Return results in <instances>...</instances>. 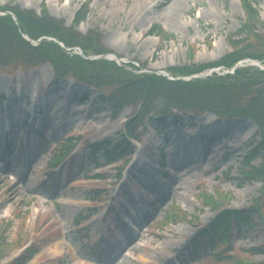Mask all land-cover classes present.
<instances>
[{"label": "rangeland", "instance_id": "374dc122", "mask_svg": "<svg viewBox=\"0 0 264 264\" xmlns=\"http://www.w3.org/2000/svg\"><path fill=\"white\" fill-rule=\"evenodd\" d=\"M257 1L264 22V0ZM87 2L89 15L79 30L100 33L123 63L154 72L221 60L232 50L231 37L241 40L237 34L246 21L242 0H0V6L37 13L46 8L72 26ZM178 2L182 6L176 8ZM155 26L167 40L151 35ZM24 71L0 70L3 130L8 113L16 111L0 144V232L7 243L0 264H11L26 247L33 249L28 264H214L210 250L197 255L189 246L218 216L205 197L236 211L260 207L250 225L232 229L234 250L226 255L264 263V186L247 181L241 171L261 142L258 126L219 122L207 114H180L178 125L170 118L158 129L146 121L136 129L137 155L123 179L117 183L121 163L94 179L95 163H105L101 154L92 157L91 146L118 140L134 109L112 120L98 92L72 79L56 80L50 64ZM20 90L28 92L22 99ZM71 138L76 149L52 164ZM192 158L180 183L177 170ZM259 164L260 159L254 166ZM177 184L189 187L188 199L181 198ZM182 212L185 220L170 223L171 214ZM90 216L91 222H81Z\"/></svg>", "mask_w": 264, "mask_h": 264}, {"label": "trees", "instance_id": "16d2710c", "mask_svg": "<svg viewBox=\"0 0 264 264\" xmlns=\"http://www.w3.org/2000/svg\"><path fill=\"white\" fill-rule=\"evenodd\" d=\"M257 0H242L246 21L237 36L231 37L232 53L221 60L210 64H193L185 67L171 68L174 77L198 75L210 68L224 67L232 70L243 60H256L264 65V22L261 21ZM89 2L78 11L72 26L54 17L44 8L40 13L19 6H0L1 12H12L17 21L9 15H0V70L12 72L24 71L50 64L59 80L73 79L99 93L100 100L110 106L112 119L119 118L127 107L135 110V116L126 124V134L115 142L106 139L91 146V155H103L104 163L111 164L123 160L133 152L132 139H139L136 129L149 120L153 126L164 127L170 118L193 114L202 117L213 113L219 120L252 121L259 128L260 144L247 156L242 176L244 179L262 181L264 185V71L258 67L237 68L234 73L219 76L214 74L208 78L186 81H171L153 73H137L139 68L128 64L123 67L108 60H88L111 51L102 43V36L96 31L83 34L79 26L89 15ZM151 35L168 36L157 26ZM165 35V36H164ZM26 37V38H25ZM29 38L30 41L27 40ZM64 44L61 47L57 42ZM38 45L32 42L40 41ZM80 47L84 57L73 53ZM71 49V51L67 50ZM145 68L142 66L141 70ZM87 99H83L86 101ZM64 150L56 156L55 162L62 160L76 147L73 139L66 143ZM63 148V147H62ZM63 150V151H62ZM262 163L258 167L254 163L258 159ZM96 166H101L97 162ZM207 198V197H205ZM205 200L212 210L220 211L212 228L202 232L199 245L210 250L214 264H257L244 258H225V248H229L233 226L250 225L252 215L260 211L259 206L252 205L248 211L225 209L217 200L209 197ZM174 217V218H173ZM170 223H178L187 218L186 213H173ZM7 243L4 232H0V249ZM254 251H257L255 249ZM262 252V250H259ZM257 252V253H261ZM32 250L25 251L11 264H27ZM264 264V263H263Z\"/></svg>", "mask_w": 264, "mask_h": 264}, {"label": "bare ground", "instance_id": "6f19581e", "mask_svg": "<svg viewBox=\"0 0 264 264\" xmlns=\"http://www.w3.org/2000/svg\"><path fill=\"white\" fill-rule=\"evenodd\" d=\"M141 5V4H140ZM142 5H143V2H142ZM141 5V6H142ZM182 6V2H178V3H176V5H175V7L176 8H179V7H181ZM23 89V88H22ZM25 93H27L28 94V92H25ZM25 93H24V91L23 90H20L19 91V97L22 99L23 97H24V95H25ZM33 99V101L35 100L34 98H32ZM37 100H39V99H37ZM36 106H37V104H36ZM36 106H35V108H36ZM2 110V109H1ZM33 110V109H32ZM20 111H21V109H20ZM34 111H35V109H34ZM15 115L16 116V111L15 112H13V111H10L9 113H8V118H7V120H8V124L6 123V124H4L5 125V129L3 130L2 129V125H3V122H4V119H2V117H0V144H1V142L2 141H4L3 139L5 138V133H2V131H9L10 130V123H12L13 121H15L14 120V118H13V115ZM47 126H49V125H47ZM4 134V135H3ZM11 141H15L14 139L13 140H11ZM16 142V141H15ZM190 155H191V153H190ZM193 158H192V160H185V164L184 165H182V167H179V169H181V171H179V169L177 170V180L181 183V182H183V181H186L187 180V177H188V173L184 170V169H182L183 167H185V166H190L191 165V163H193ZM188 162V163H187ZM20 179H22V177H20ZM148 179L151 181V183H155L156 181L152 178V175H150L149 177H148ZM178 185V184H177ZM181 185V184H180ZM179 186V185H178ZM183 186H179L178 188H177V190H179V191H184L182 194H181V198H183V199H188V189H189V187L188 188H186V189H183L182 188ZM187 193V194H186Z\"/></svg>", "mask_w": 264, "mask_h": 264}, {"label": "water", "instance_id": "95a60500", "mask_svg": "<svg viewBox=\"0 0 264 264\" xmlns=\"http://www.w3.org/2000/svg\"><path fill=\"white\" fill-rule=\"evenodd\" d=\"M172 80H175V79L172 78Z\"/></svg>", "mask_w": 264, "mask_h": 264}]
</instances>
